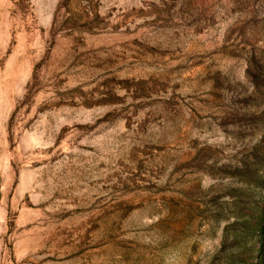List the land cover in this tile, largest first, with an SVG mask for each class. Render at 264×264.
Segmentation results:
<instances>
[{"label": "rangeland", "instance_id": "374dc122", "mask_svg": "<svg viewBox=\"0 0 264 264\" xmlns=\"http://www.w3.org/2000/svg\"><path fill=\"white\" fill-rule=\"evenodd\" d=\"M0 264H264V0H0Z\"/></svg>", "mask_w": 264, "mask_h": 264}]
</instances>
